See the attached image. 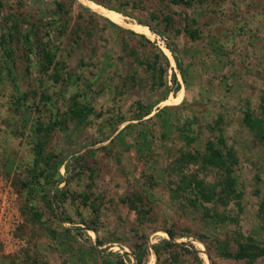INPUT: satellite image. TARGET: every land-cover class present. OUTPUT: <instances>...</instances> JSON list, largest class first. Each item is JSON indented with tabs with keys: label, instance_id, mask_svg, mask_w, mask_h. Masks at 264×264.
I'll return each instance as SVG.
<instances>
[{
	"label": "rangeland",
	"instance_id": "rangeland-1",
	"mask_svg": "<svg viewBox=\"0 0 264 264\" xmlns=\"http://www.w3.org/2000/svg\"><path fill=\"white\" fill-rule=\"evenodd\" d=\"M2 2L0 38L2 16L13 12L21 31L35 24L66 68L54 83L38 56L16 41L7 53L0 43V264H247L220 256L216 241L236 251L242 234L264 247L257 215L264 142L242 122L245 109L258 113L264 100V0ZM191 18L194 39L184 31ZM154 62L166 70L161 76L148 69ZM73 95L94 110L83 123L66 114ZM217 119L239 157L240 213L233 203L192 206L174 190L176 159L202 152L215 138L207 126ZM54 121L60 124L46 137L44 155L61 164L51 176L61 189L57 199L43 178L34 191L23 185L34 163V129ZM183 172L219 180L198 163ZM204 208L236 221L209 218ZM166 229L176 237L169 239Z\"/></svg>",
	"mask_w": 264,
	"mask_h": 264
},
{
	"label": "trees",
	"instance_id": "trees-1",
	"mask_svg": "<svg viewBox=\"0 0 264 264\" xmlns=\"http://www.w3.org/2000/svg\"><path fill=\"white\" fill-rule=\"evenodd\" d=\"M193 0H170L171 3L177 5L190 6ZM4 3L0 0V11L3 8ZM60 6V5H59ZM5 26L4 32L1 35L0 43L1 47L7 53L11 47L13 41L21 44V49L24 53L35 54L38 56L39 68L44 74H48L50 80L54 83H58L62 79V70L66 68L64 62L56 61L50 40L44 41L37 35L38 29L34 32L35 24L29 31H21V24L13 12H9L4 17L2 16ZM188 18H186L187 20ZM197 22L194 18L188 20L184 27L186 34L194 39L198 35V30L190 28L192 25H196ZM34 27V28H33ZM165 55V54H164ZM155 62L148 65V69L153 72L158 71L161 76L166 70L160 68L157 70ZM10 76V72L8 71ZM10 80L13 82V77L10 76ZM159 85H164V82L158 81ZM40 100L43 103H48L50 97L42 93ZM70 104L66 110V114L71 119L77 120L79 123H83L85 119L93 114L94 110L91 106L80 103L76 96L73 95L69 99ZM264 101V100H263ZM259 105V112L254 113L250 108H246L244 116L242 118L243 125L253 134L256 141L259 143L264 142V102ZM220 120H215L214 123L208 124V129L212 133L215 132V138H209L204 144V150L202 152H183L176 159V169L178 171L177 180L174 182V190L181 197L188 200L192 206H202L204 203L228 206L233 203L238 212H242V192L237 188V177L235 174V168L239 164V157L236 150L229 146L226 142V138L222 133V128L219 126ZM60 124V121L49 122L44 124L38 122L34 129V132L38 134V137L34 143V163L29 169L30 177L27 181L23 182V185L30 191H34L40 185V178H43L44 183L53 186V198L57 199L61 189L57 187L56 180L52 181V169L55 173H58L60 162L52 164L49 157L44 155L45 139L51 131ZM182 137L186 144H191L194 138L187 134L182 133ZM200 164L202 167H207L215 170L219 174V180L215 183L206 182L204 179L199 178L197 174H186L183 172V168L189 165ZM41 198L43 202L48 206L53 213L52 199L48 194H42ZM136 201H141V196L135 195L133 197ZM57 202V200H55ZM206 210V216L209 218H216L220 222H235L236 219L232 216H221L218 213H211L209 208ZM34 221L39 222L41 219V213L35 208H32L31 212ZM257 215L261 223V227L264 230V194L260 195ZM48 232L50 229L46 228ZM166 234L169 239H174L176 233L172 229H166ZM239 239L237 242V250L232 251L229 248L228 242L216 241V249L220 256L232 259L243 260L247 264L254 263L259 258H264V247L260 246L253 237L244 236L238 234ZM207 236L198 235L197 239L204 241ZM169 245H175L169 241L165 242ZM198 259V258H197ZM199 260V259H198ZM140 262V258H139ZM199 264H202L199 260Z\"/></svg>",
	"mask_w": 264,
	"mask_h": 264
},
{
	"label": "bare ground",
	"instance_id": "bare-ground-1",
	"mask_svg": "<svg viewBox=\"0 0 264 264\" xmlns=\"http://www.w3.org/2000/svg\"><path fill=\"white\" fill-rule=\"evenodd\" d=\"M99 7V6H98ZM101 8V7H100ZM107 11V10H106ZM107 12H110V11H107ZM143 31V30H142ZM169 53V52H168ZM196 245V248L198 249V251H199V253H200V255L202 256V255H204V252H203V250H202V248L200 247V245L197 243V244H195ZM207 258V257H206Z\"/></svg>",
	"mask_w": 264,
	"mask_h": 264
},
{
	"label": "water",
	"instance_id": "water-1",
	"mask_svg": "<svg viewBox=\"0 0 264 264\" xmlns=\"http://www.w3.org/2000/svg\"><path fill=\"white\" fill-rule=\"evenodd\" d=\"M207 259L209 260V257L207 256ZM210 262V261H209ZM211 264V263H210Z\"/></svg>",
	"mask_w": 264,
	"mask_h": 264
}]
</instances>
